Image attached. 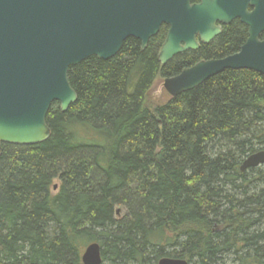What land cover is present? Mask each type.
Here are the masks:
<instances>
[{
	"label": "trees",
	"instance_id": "trees-1",
	"mask_svg": "<svg viewBox=\"0 0 264 264\" xmlns=\"http://www.w3.org/2000/svg\"><path fill=\"white\" fill-rule=\"evenodd\" d=\"M166 31L70 67L78 99L52 104L47 141L0 142V264H83L94 242L103 264H264V165L241 170L264 150V74L227 69L151 103L155 79L191 59L160 65ZM247 36L233 23L196 55Z\"/></svg>",
	"mask_w": 264,
	"mask_h": 264
},
{
	"label": "water",
	"instance_id": "water-1",
	"mask_svg": "<svg viewBox=\"0 0 264 264\" xmlns=\"http://www.w3.org/2000/svg\"><path fill=\"white\" fill-rule=\"evenodd\" d=\"M237 18L249 27L241 50L167 78L164 87L172 97L227 69L264 74V0H0V142L31 146L47 141L50 108L58 103L66 112L77 101L68 72L87 58L109 60L130 37L144 50L166 24L170 28L159 51L165 64L197 48L198 34L208 42L222 32L218 23ZM261 165L264 150L245 158L241 170ZM82 262L103 264L99 243L85 248ZM159 264L188 261L163 257Z\"/></svg>",
	"mask_w": 264,
	"mask_h": 264
},
{
	"label": "flooded vegetation",
	"instance_id": "flooded-vegetation-1",
	"mask_svg": "<svg viewBox=\"0 0 264 264\" xmlns=\"http://www.w3.org/2000/svg\"><path fill=\"white\" fill-rule=\"evenodd\" d=\"M192 2H193V1H192ZM199 2H200V0H198L197 2H193V3H199ZM249 10L251 11L252 8L250 7ZM237 22H238L239 24H241L242 27H246V29H247V35L249 36V27H248L245 23H243L240 19H238V18H237V19H234L230 24L218 23V25L221 26V28H222V32H221L219 35H217L216 37L210 39L208 42H204V41L202 40V38L200 37V35L198 34V35L196 36V39H197V41L199 42V46H198L197 48H195V49L189 48V49H187V50H185V51H183V52H181V53H179V54L173 56V57H172L170 60H168L165 64H161L160 61H159V51H160V49H161V47H162V45H163V44H162L161 47H160V49H159V51H158V55H157V57H158V61H159L160 65H161L162 67L173 65L175 62H177V60H179V58H182V57H187V56H188V57H191V59H190V61H189L187 64L183 65V66H182L178 71H176L174 74L169 75V76H165L164 74L161 73L159 76L164 77L165 80H166L167 78H171V77H174V76L179 75L184 69L190 68V67L196 65L197 63H199V62H201V61H208V60H213V59H221V58H225V57H227V56H230V55H233V54L238 53V52L241 50L242 46H243V45L245 44V42L247 41L248 36H247V38H246L244 44L240 47V49H239L238 51H236V52H234V53H232V54L225 55L224 57L212 58V57H202V56H198V55H196V54H197L202 48L207 47V46H210L211 44L215 43V42L217 41L218 37L224 32V30H225L228 26H231L233 23H237ZM164 26L167 28L166 35H165V39H166L170 27H169L168 25H166V24L162 25V27H164ZM162 27H161V28H162ZM161 28H160V31H161ZM160 31H159V32H160ZM158 34H159V33H158ZM158 34H157V35H158ZM157 35H155L154 37H156ZM263 35H264V34H263ZM263 35L261 36L260 39H264V36H263ZM154 37H152V38H154ZM130 38H132V37H130ZM133 38H134V37H133ZM163 43H164V42H163ZM183 45H184V44H183ZM146 48H147V47H146Z\"/></svg>",
	"mask_w": 264,
	"mask_h": 264
},
{
	"label": "rangeland",
	"instance_id": "rangeland-1",
	"mask_svg": "<svg viewBox=\"0 0 264 264\" xmlns=\"http://www.w3.org/2000/svg\"><path fill=\"white\" fill-rule=\"evenodd\" d=\"M165 78L158 76L153 82L152 88L149 93V102L154 104H162L171 98V95L164 87ZM57 185V184H56ZM228 264H233L229 262Z\"/></svg>",
	"mask_w": 264,
	"mask_h": 264
}]
</instances>
